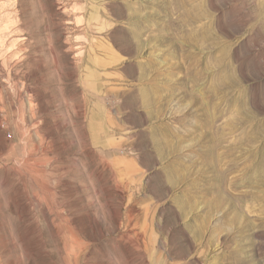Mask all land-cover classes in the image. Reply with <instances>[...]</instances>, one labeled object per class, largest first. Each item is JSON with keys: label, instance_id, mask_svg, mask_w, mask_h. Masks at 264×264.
<instances>
[{"label": "rangeland", "instance_id": "374dc122", "mask_svg": "<svg viewBox=\"0 0 264 264\" xmlns=\"http://www.w3.org/2000/svg\"><path fill=\"white\" fill-rule=\"evenodd\" d=\"M0 264H264V0H0Z\"/></svg>", "mask_w": 264, "mask_h": 264}]
</instances>
